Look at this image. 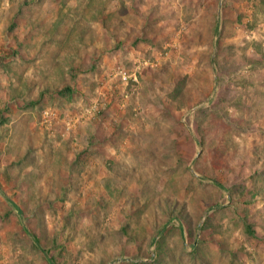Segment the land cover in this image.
<instances>
[{
  "label": "rangeland",
  "instance_id": "rangeland-1",
  "mask_svg": "<svg viewBox=\"0 0 264 264\" xmlns=\"http://www.w3.org/2000/svg\"><path fill=\"white\" fill-rule=\"evenodd\" d=\"M42 249L264 264V0H0V264Z\"/></svg>",
  "mask_w": 264,
  "mask_h": 264
},
{
  "label": "trees",
  "instance_id": "trees-1",
  "mask_svg": "<svg viewBox=\"0 0 264 264\" xmlns=\"http://www.w3.org/2000/svg\"><path fill=\"white\" fill-rule=\"evenodd\" d=\"M67 89H70V87L67 88ZM16 209H17V208H16ZM17 211H18L19 214L21 215V209L18 208ZM166 226H167V223L164 222V223L162 224L161 227H158V228H157V230H156V232L154 233V235L151 236L150 244H152V243L155 242V238H156L158 235H160V234L166 229ZM23 229L25 230L26 233L31 234L30 231H29L25 226H23ZM122 230H123V234H124V235H126V236H130V235H132V234L130 233V232H131L130 227L128 228L126 225H123ZM31 235H32V234H31ZM32 236H33V238H34L35 243H36V244H39V239H38V237H37L36 235H32ZM42 253H43V257H44L45 261L47 262V264H59L58 261H57V259H56L53 255H51L50 252H49L47 249H42Z\"/></svg>",
  "mask_w": 264,
  "mask_h": 264
},
{
  "label": "built area",
  "instance_id": "built-area-1",
  "mask_svg": "<svg viewBox=\"0 0 264 264\" xmlns=\"http://www.w3.org/2000/svg\"><path fill=\"white\" fill-rule=\"evenodd\" d=\"M123 79H124V80H126V79H127V75H126V73H125V72L123 73Z\"/></svg>",
  "mask_w": 264,
  "mask_h": 264
}]
</instances>
